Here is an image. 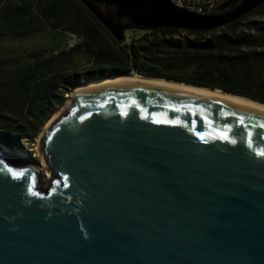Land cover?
<instances>
[{
	"label": "water",
	"instance_id": "95a60500",
	"mask_svg": "<svg viewBox=\"0 0 264 264\" xmlns=\"http://www.w3.org/2000/svg\"><path fill=\"white\" fill-rule=\"evenodd\" d=\"M81 1L117 40L218 30L264 4L229 0L198 15L169 0ZM4 148L0 264H264V112L104 84L71 95L44 125L41 161Z\"/></svg>",
	"mask_w": 264,
	"mask_h": 264
},
{
	"label": "trees",
	"instance_id": "16d2710c",
	"mask_svg": "<svg viewBox=\"0 0 264 264\" xmlns=\"http://www.w3.org/2000/svg\"><path fill=\"white\" fill-rule=\"evenodd\" d=\"M104 14V6L98 5ZM218 12H213L216 14ZM264 4L213 31L161 28L134 31L125 43L81 0H0V40L44 28L81 37L70 49L87 60L84 74L55 71L52 58L0 76V144L33 143L64 105L72 89L87 82L134 73L241 96L264 104ZM46 51L29 53L41 58ZM16 58L0 61L13 66Z\"/></svg>",
	"mask_w": 264,
	"mask_h": 264
},
{
	"label": "rangeland",
	"instance_id": "374dc122",
	"mask_svg": "<svg viewBox=\"0 0 264 264\" xmlns=\"http://www.w3.org/2000/svg\"><path fill=\"white\" fill-rule=\"evenodd\" d=\"M227 1L229 0H221L214 12H219L220 6ZM262 19H264V17H262ZM68 34L70 33L64 32L63 30H54L46 27L36 33L0 40V61L11 58L17 59L13 66L1 67L0 76L2 74H7L9 71H14L15 69H24L29 66H34L49 58L55 60V64L52 66L55 71L63 73H79L80 75L86 73L91 69L88 61L81 59L80 55H73L70 53V50H66L69 39ZM124 35L125 43L128 44L131 36L139 34L126 31ZM41 49L46 51L41 58L37 59L29 57V53L39 51ZM72 91L67 95L64 105L56 113H58L66 105L72 95ZM40 133L36 138H34L33 143L24 142L22 148L20 149L7 148L14 152L20 151L29 156L32 160L41 161V158L38 155V141ZM46 173L49 174L48 177L45 176ZM50 179V173L44 171L42 174V183L44 187L48 185Z\"/></svg>",
	"mask_w": 264,
	"mask_h": 264
},
{
	"label": "bare ground",
	"instance_id": "6f19581e",
	"mask_svg": "<svg viewBox=\"0 0 264 264\" xmlns=\"http://www.w3.org/2000/svg\"><path fill=\"white\" fill-rule=\"evenodd\" d=\"M144 84V85H152L157 88H174L183 92L206 96L208 98L214 99V100H220L224 102H232V103H240L244 106H247L251 109H254L256 111L264 112V104L241 97L237 95L227 94L223 93L219 90H211L207 88L197 87L193 85L183 84V83H177L172 81H166L164 79H157V78H148L144 77L140 74L134 73L130 76H112L105 79H100L97 81H93L90 83H84L80 86H77L73 89L72 95L82 92L84 90L92 89L95 87L103 86L104 84H124V85H132V84ZM7 153L10 155L17 157L19 159H26V160H32L29 156L22 152H14L8 148H4ZM46 177L49 176L48 173L45 174Z\"/></svg>",
	"mask_w": 264,
	"mask_h": 264
},
{
	"label": "built area",
	"instance_id": "2783aa9c",
	"mask_svg": "<svg viewBox=\"0 0 264 264\" xmlns=\"http://www.w3.org/2000/svg\"><path fill=\"white\" fill-rule=\"evenodd\" d=\"M175 7L198 15L212 14L221 0H169ZM66 50H70L81 41V37L68 34Z\"/></svg>",
	"mask_w": 264,
	"mask_h": 264
}]
</instances>
